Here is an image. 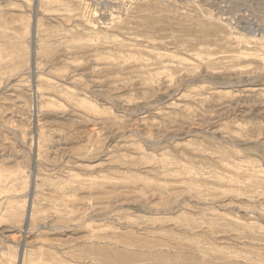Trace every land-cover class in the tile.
<instances>
[{
    "label": "rangeland",
    "instance_id": "1",
    "mask_svg": "<svg viewBox=\"0 0 264 264\" xmlns=\"http://www.w3.org/2000/svg\"><path fill=\"white\" fill-rule=\"evenodd\" d=\"M0 264H264V0H0Z\"/></svg>",
    "mask_w": 264,
    "mask_h": 264
}]
</instances>
